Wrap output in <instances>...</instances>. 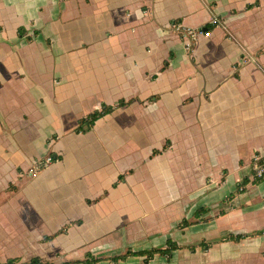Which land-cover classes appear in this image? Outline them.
I'll return each mask as SVG.
<instances>
[{
    "label": "crops",
    "instance_id": "1",
    "mask_svg": "<svg viewBox=\"0 0 264 264\" xmlns=\"http://www.w3.org/2000/svg\"><path fill=\"white\" fill-rule=\"evenodd\" d=\"M256 152L264 0H0V261L264 264Z\"/></svg>",
    "mask_w": 264,
    "mask_h": 264
},
{
    "label": "trees",
    "instance_id": "2",
    "mask_svg": "<svg viewBox=\"0 0 264 264\" xmlns=\"http://www.w3.org/2000/svg\"><path fill=\"white\" fill-rule=\"evenodd\" d=\"M122 102H123V100L119 99L114 104L101 103L99 108L88 112L84 117L80 118L77 121V125L75 126V130L76 131L77 130L78 131H84V130L88 129L91 126V124H92V122L94 121L95 118H97L98 116L110 111L113 107H115L116 105L121 104ZM156 151L157 150L154 149V150H152V153H154ZM48 155L50 157V160H54L56 158H59V154H55V153H53L51 151L48 152ZM41 164H42L41 160H36L35 164H34V167L35 168H39V167H41ZM121 178H122L121 174L117 175V179H121ZM114 183L115 182H113V184ZM86 201L89 202L90 200L86 199ZM202 210L203 209L201 207L196 208L195 211H194L195 215H198ZM186 223L187 222L185 221V219H181L179 221V224H181V225L182 224H186ZM63 229H64V226L59 228V229H57L52 234L44 235L43 238L44 239H49V238L52 237L53 234H55V233H57L59 231H62ZM240 236H241V234L229 233L226 237L236 239V238H238ZM199 243L201 244V246L205 245L203 241H200ZM194 246H195L194 244H189L186 247L189 250H193ZM175 247H177V244L175 243V241L170 240L169 238H167L165 240V245L163 247H150V248H147V249H139V250H132V251L127 249L123 253H119V254H115V255L110 256V259H112V260H115L117 258L123 259L127 253L143 255V260L149 259L154 253L165 254L168 257V256H170V251L172 249H174ZM96 259H97L96 257H90L89 259L88 258H80V259L71 260L70 263L74 264V263H77V262H81L83 264H86V263L87 264H93L96 261ZM13 261H15L14 257L7 258L4 261H0V264H12ZM51 263L52 262L49 261V260H41L38 256H31L26 262H22L20 264H51Z\"/></svg>",
    "mask_w": 264,
    "mask_h": 264
},
{
    "label": "built area",
    "instance_id": "3",
    "mask_svg": "<svg viewBox=\"0 0 264 264\" xmlns=\"http://www.w3.org/2000/svg\"><path fill=\"white\" fill-rule=\"evenodd\" d=\"M218 21L216 20V18H212L210 20V23H217ZM171 26H173L174 28H177L179 26L178 23L176 22H171ZM203 33V34H208V28H205L203 31L201 29H190L188 27H184L183 28V33L193 37L194 34L196 33ZM186 46L189 45V42L185 43ZM50 160L49 155L45 156L43 159V162H47ZM35 164V162H34ZM32 170V169H31ZM250 173L252 175V177L258 178V179H263L264 178V153H259L256 152L254 154H252L251 156V160H250Z\"/></svg>",
    "mask_w": 264,
    "mask_h": 264
},
{
    "label": "rangeland",
    "instance_id": "4",
    "mask_svg": "<svg viewBox=\"0 0 264 264\" xmlns=\"http://www.w3.org/2000/svg\"><path fill=\"white\" fill-rule=\"evenodd\" d=\"M12 205L13 206L17 205L19 208L16 214H30V212L28 213L27 211L21 208V204L18 201H16L15 203H12ZM33 214H39V213L34 210Z\"/></svg>",
    "mask_w": 264,
    "mask_h": 264
}]
</instances>
